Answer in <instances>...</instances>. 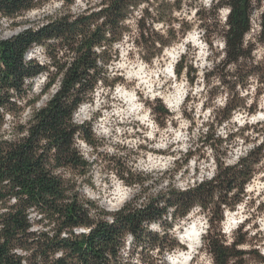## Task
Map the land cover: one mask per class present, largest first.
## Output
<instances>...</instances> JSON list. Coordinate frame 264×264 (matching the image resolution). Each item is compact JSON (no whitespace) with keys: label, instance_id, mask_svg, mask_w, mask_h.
Returning <instances> with one entry per match:
<instances>
[{"label":"clouds","instance_id":"1","mask_svg":"<svg viewBox=\"0 0 264 264\" xmlns=\"http://www.w3.org/2000/svg\"><path fill=\"white\" fill-rule=\"evenodd\" d=\"M0 264H264V0H0Z\"/></svg>","mask_w":264,"mask_h":264},{"label":"trees","instance_id":"2","mask_svg":"<svg viewBox=\"0 0 264 264\" xmlns=\"http://www.w3.org/2000/svg\"><path fill=\"white\" fill-rule=\"evenodd\" d=\"M3 55L5 58V63L8 65V72L5 78V82H7V77H11L17 69H16L15 60L13 59V53L11 51H8Z\"/></svg>","mask_w":264,"mask_h":264}]
</instances>
